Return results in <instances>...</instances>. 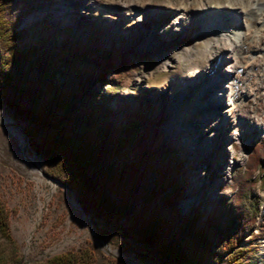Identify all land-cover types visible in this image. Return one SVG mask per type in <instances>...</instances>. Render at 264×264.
I'll return each instance as SVG.
<instances>
[{
    "label": "rangeland",
    "instance_id": "374dc122",
    "mask_svg": "<svg viewBox=\"0 0 264 264\" xmlns=\"http://www.w3.org/2000/svg\"><path fill=\"white\" fill-rule=\"evenodd\" d=\"M248 1L256 3L253 9L264 4V0H6L3 12L18 47L26 52L69 48L92 34L107 45L126 49L130 63L120 72L106 70L110 79L95 82L94 90L106 95V104L139 101L158 114L183 162L184 196L178 208L183 214L207 212L221 197L231 196L237 185L249 186L261 210L243 244L255 245L253 260L264 264V182L258 170L252 182L244 172L251 142L264 134V55L259 52L264 39L256 43L254 34L243 27L242 35H249L244 52L250 45L258 47L254 60L247 53L241 60L240 90L249 92V103L227 99L223 78L233 74L227 61L218 60L217 81L204 74L225 50L222 32L236 29L234 23L223 21V27L203 33L211 9L215 14L223 10L225 17ZM178 20H183L181 27L176 26ZM214 98L226 106H212ZM0 114L21 130L30 126L26 120L17 121L3 101ZM28 151L50 174L30 144ZM0 200L22 264H39L56 253L81 248L91 250L92 264H162L158 250L123 237L120 226L84 211L72 189L36 173L17 138L1 123ZM168 208L162 205L152 217L167 220ZM120 224L126 226V221ZM13 244L0 234V255L9 254Z\"/></svg>",
    "mask_w": 264,
    "mask_h": 264
},
{
    "label": "trees",
    "instance_id": "16d2710c",
    "mask_svg": "<svg viewBox=\"0 0 264 264\" xmlns=\"http://www.w3.org/2000/svg\"><path fill=\"white\" fill-rule=\"evenodd\" d=\"M5 1L0 0V101L17 121L30 123L24 127L30 147L50 174L75 192L82 208L120 226L123 237L158 250L162 264H255V245L243 240L261 203L249 186L237 185L207 212L183 214L178 209L184 196L183 162L158 114L139 101L106 104V95L94 90L95 82L110 79L106 70L120 72L130 63L128 51L92 34L69 48L26 52L4 15ZM254 170L264 182V134L251 142L244 165L249 182ZM162 205H169L167 220L152 217ZM0 234L13 244L1 200ZM92 260L91 250L81 248L39 264ZM0 264H22L15 244L0 255Z\"/></svg>",
    "mask_w": 264,
    "mask_h": 264
},
{
    "label": "bare ground",
    "instance_id": "6f19581e",
    "mask_svg": "<svg viewBox=\"0 0 264 264\" xmlns=\"http://www.w3.org/2000/svg\"><path fill=\"white\" fill-rule=\"evenodd\" d=\"M254 5H256V3L252 4L250 1H248L246 5H243V7L241 6L242 8H236L233 11H230L225 17H221L222 14H224L223 10H220L219 13L215 14V12H213L211 9V20L202 28V32L204 33L217 29L219 26L223 27V21L234 23L236 29H232L230 33L227 32V29L225 30V32H222V35L224 37L223 45H225L224 52H222V54L218 56L216 60L213 61L214 63L212 67H209L207 70H205L204 74L207 76L209 81H217V79L221 76L220 70L216 67L218 66V60L227 61L229 67L233 66V74L227 77V74H225V77L223 78L222 85L226 84L225 90L227 94V99L235 101L240 99L243 104H245L246 102L249 103L250 100L248 98H250V94L248 91L243 92L242 90H240V79L244 71V68L241 65V60L243 59V56H245V53H247V57L249 59L254 60L257 54H254L253 50L258 49L256 45H250L248 50L244 52L245 40L248 38L249 35H242L243 27H246L249 33L254 34L251 36L254 40H256V43H259L262 39H264V4L262 8L256 7V9L252 8ZM229 15H231V17ZM178 16H181V14ZM180 22L183 23V20L177 21V27H181ZM226 26H228V23L226 24ZM259 52L264 55V47L260 49ZM227 71H231L230 68ZM224 79L226 80V82L224 81ZM222 88H220L219 90H222ZM211 103L212 106L214 105L218 109L224 108L227 104L225 101L219 102L217 98H214ZM228 104H230V101ZM0 123L7 132L11 133L14 137L17 138L21 147L28 149L27 141L25 140L23 130H21L20 127L18 128L16 125L13 124L11 119H9L8 117H4L1 114ZM206 126H209L208 130L209 132H211L212 125L208 124ZM204 139L205 138H203L202 140ZM30 158V164H32L31 166L33 170L36 173L40 172L41 162L38 161L35 156L30 155Z\"/></svg>",
    "mask_w": 264,
    "mask_h": 264
},
{
    "label": "water",
    "instance_id": "95a60500",
    "mask_svg": "<svg viewBox=\"0 0 264 264\" xmlns=\"http://www.w3.org/2000/svg\"><path fill=\"white\" fill-rule=\"evenodd\" d=\"M17 126H18V125H17ZM23 134H24V136H25V140L27 141V144L29 145L28 136L26 135V133H25L24 130H23ZM23 151H24V154H25V156L27 157V159L29 160V163H30V161H31L30 154H29L30 152L28 151L27 148H23ZM31 165H32V164H31ZM40 172L43 173V175H44L45 177H47L48 179H50V180H52V181L59 182V183L65 185L67 188L71 189L68 185L64 184L61 180H59L58 178H56V177L50 175L48 172H46V170H43V169L40 168ZM84 211H85V210H84Z\"/></svg>",
    "mask_w": 264,
    "mask_h": 264
}]
</instances>
